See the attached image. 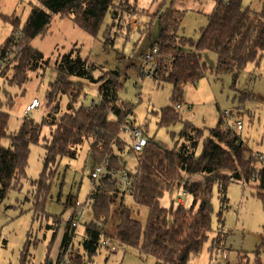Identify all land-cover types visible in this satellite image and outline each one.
<instances>
[{
    "label": "trees",
    "instance_id": "trees-1",
    "mask_svg": "<svg viewBox=\"0 0 264 264\" xmlns=\"http://www.w3.org/2000/svg\"><path fill=\"white\" fill-rule=\"evenodd\" d=\"M37 2L39 4H31L23 24L15 15L0 14L2 20L12 25L10 35L0 44V76L11 86H22L31 71L49 66V59H44L43 53L32 46L31 41L48 31L53 14L69 17L78 28L97 38L106 15L110 13L112 21L103 33L104 45H107L113 42L108 37L110 28L116 21L123 22V14L145 13L129 0ZM184 13L185 10L168 6L154 14L158 15L159 32L149 45L151 58L158 67L153 78L172 85L170 103L160 109L158 126H170L181 120L177 105L183 103L184 86L195 84L208 68L202 60V52L209 50L216 54L213 71L216 75L231 73L232 86L236 85L246 65H258L264 54V1L261 9L254 11L244 7L242 0H215L207 24L201 27L197 40L178 33ZM55 69L58 77L50 84L45 96L50 109L40 121L25 116L18 130L8 133L9 114L0 109V204L10 190L20 191L23 188V182L28 178L26 168L30 145L39 142L42 128L47 126L50 139L45 144L43 168L39 177L30 181L34 188L32 206L35 214L46 213L45 203L58 161L62 157L75 158L78 146L86 140L90 141L89 151L93 161L108 162L110 168L124 169L120 155L126 149L127 154L133 155L135 165L132 171H128L132 182L129 197L137 205L147 207L146 221L142 224L124 203L125 194H119L115 182L108 177L92 179L84 201L93 218L83 223L84 253L71 246L75 233L71 217L64 219L58 216L54 218V225L58 227L64 222V236L57 261L87 264L102 246V239H115L120 244L136 248L141 254L154 257L158 264H188L189 257L200 252L211 230V189L214 182L220 200L217 212L219 224L223 221L229 182H255L256 195L264 200V167H257V159L240 134L225 128L221 114L216 125L208 129L207 136H203L201 128L186 121L178 133L183 140L179 148H163L146 135L147 141L142 150L133 151L128 135L121 129L125 123L134 121V105L119 97L123 85L120 70L103 69L78 52L74 55L72 50L61 55ZM143 74L140 72L141 76ZM69 77L98 85L96 102L91 107L88 108L82 101L78 103L85 93L82 85L72 84L68 81ZM60 94L68 98V110L58 115ZM242 95L239 99L241 103L247 99L244 93ZM4 137L10 139V146L2 145ZM179 173L189 178L201 174L203 179H181L182 189L191 196L188 206L178 202L163 206L161 199L174 184L180 182ZM208 176L214 178L208 179ZM118 197V222L112 236L105 227H98L96 221L104 216L107 223ZM28 243L27 239L19 264H27ZM262 249L264 242L253 250L256 264H261L259 257ZM46 260H51L48 254ZM242 263L241 258L237 260V264Z\"/></svg>",
    "mask_w": 264,
    "mask_h": 264
},
{
    "label": "rangeland",
    "instance_id": "rangeland-1",
    "mask_svg": "<svg viewBox=\"0 0 264 264\" xmlns=\"http://www.w3.org/2000/svg\"><path fill=\"white\" fill-rule=\"evenodd\" d=\"M263 1L242 0V5L259 11ZM129 2L136 3L145 13L137 12L130 16L123 14V22L116 21L110 28L108 37L113 42H108L107 45H104L103 33L107 24L112 21L110 13L106 15L97 38L78 28L69 17L53 14L48 31L31 41V45L43 53L44 59H49V66L31 71L29 79L22 86H11L0 76V109L9 114L8 133L18 130L22 118L26 116L25 106L31 99L37 98L39 106L28 116L40 121L47 113L50 106L47 105L45 96L50 84L58 77L55 69L56 61L62 54L72 50L74 55L78 52L81 57H87L91 63L103 69L120 70L123 85L118 93L119 97L134 105L132 118L135 122H133L142 126L145 135L163 148L171 149L175 146L179 148L182 145L183 140L178 133L186 121L201 128L203 136H207L208 129L216 125L221 112L227 110L231 117L221 114L222 119L229 117L230 121L242 120L240 136L252 153H258L263 157L257 159V167H264V152L254 151H264V55L258 65L248 63L236 85L232 86L231 73L219 75L214 73L216 54L209 50L202 52V60L208 68L197 83H187L184 86L183 103L177 105L181 120L170 126H158L160 109L170 103L172 85L146 76L151 63L155 62L154 58L146 60V55L150 43L158 37L159 32L158 15L154 14L168 6L185 10L178 33L197 40L201 27L207 24V17L215 6V0H129ZM33 3L39 4L37 0H0V14L15 15L19 18L20 24H23ZM11 31L12 25L0 17V44ZM140 72L144 74L141 76ZM68 81L74 85H82L85 95H82L78 103L82 101L87 105L89 100L97 98V84L78 77H69ZM243 93L247 99L241 103L239 99ZM58 96V115H60L68 110V98L63 94ZM49 139L50 129L44 126L39 142L30 145L26 168L28 178L24 180L23 188L20 191L10 190L0 204V264H19L20 253L27 239L29 241L27 264H47L49 261L46 260L47 254L52 263L64 264V261H57L58 249L64 236V222L56 227L54 218L62 216L67 219L72 202L75 200L85 204L81 207L85 210L81 219L77 220L71 246L77 247L81 253H84L83 223L93 220L90 208L84 201L92 186L89 173L97 163L90 154L89 140L78 146L75 158L62 157L56 166L51 180L50 194L45 203L48 216L46 213L35 214L32 206L34 188L30 181L40 175L45 144ZM1 142L3 146H10L8 137L2 138ZM120 156L124 162L123 170L132 171L135 165L133 155L127 154L126 149ZM179 175L180 182L174 184L162 197L163 206H169L173 202L176 204L177 197L182 193H184L181 195L183 205L188 206L191 196L182 189L181 179L191 181L203 179L201 174H195L190 178L184 173ZM212 178L214 177L208 176V179ZM256 191V183L253 181L229 182L223 221L219 224L217 221V212L220 209L219 194L216 182L212 184L211 230L200 252L191 255L188 264H237L240 258L242 264L257 263L253 250L264 242V200L258 198ZM123 199L132 214L144 224L147 207L133 202L129 193H125ZM119 204L118 197L112 207L111 216L105 224V229L112 236L118 222ZM56 229V234L52 238ZM50 243L52 245L48 250ZM112 243L115 250L111 251L105 246H100L93 260L87 264H158L154 257L141 254L136 248L120 244L115 239H112ZM224 254L225 257H222ZM259 258L261 264H264V249L261 250Z\"/></svg>",
    "mask_w": 264,
    "mask_h": 264
},
{
    "label": "built area",
    "instance_id": "built-area-1",
    "mask_svg": "<svg viewBox=\"0 0 264 264\" xmlns=\"http://www.w3.org/2000/svg\"><path fill=\"white\" fill-rule=\"evenodd\" d=\"M153 51H155V49ZM148 58L149 59L151 58V55L149 52L146 55V60ZM0 66H2L1 61H0ZM157 68L158 67H157L156 62H154V63L152 62L150 65L149 71L146 73V76L149 78L154 77L155 69H157ZM95 102H96V99L95 100H93V99L89 100L87 107L88 108L91 107ZM38 106H39V100L37 98L31 99V101L25 106L24 114L26 116H28L30 113H32L34 110H36L38 108ZM221 114L231 117L230 112L227 110H224L223 112H221ZM229 117L223 120L225 128L229 129L232 132L240 134L239 131L243 127L242 120L235 119L233 121H230ZM121 129L125 134L128 135L132 150L133 151L142 150L143 146L145 145V143L147 141V137L144 133L142 126L134 123L133 121H129V122L125 123ZM252 156L255 157L256 159H262L263 158L258 153H253ZM89 177L93 180H98L100 178H107L108 177L111 181L116 183L119 194H125V193H129L131 191L132 182L128 176V172L124 171V170H117L114 168H110L108 165V162L97 163V164L93 165V167L89 173ZM182 194H184V193H182ZM181 195L177 197V202L179 204H184ZM72 203H73V205H71L69 217H71V219H72V226H76L77 220L78 219L80 220L81 217L83 216L82 212H84L85 209H83L84 207L83 208H81V207L85 204L79 202L78 200H75ZM96 223H97L98 227L104 228L105 227V217L104 216L100 217V219L98 221H96ZM101 245L105 246V247L107 246L111 251L115 250V246H114V243H112V240L110 241L107 239H102ZM222 257H225V254ZM212 264H216V263H212Z\"/></svg>",
    "mask_w": 264,
    "mask_h": 264
},
{
    "label": "water",
    "instance_id": "water-1",
    "mask_svg": "<svg viewBox=\"0 0 264 264\" xmlns=\"http://www.w3.org/2000/svg\"><path fill=\"white\" fill-rule=\"evenodd\" d=\"M47 264H52V261H51V260H49V261L47 262Z\"/></svg>",
    "mask_w": 264,
    "mask_h": 264
},
{
    "label": "crops",
    "instance_id": "crops-1",
    "mask_svg": "<svg viewBox=\"0 0 264 264\" xmlns=\"http://www.w3.org/2000/svg\"><path fill=\"white\" fill-rule=\"evenodd\" d=\"M207 19H208V17H207ZM264 55V54H263ZM197 83V82H196ZM254 151H257V152H264V151H258V150H254Z\"/></svg>",
    "mask_w": 264,
    "mask_h": 264
}]
</instances>
